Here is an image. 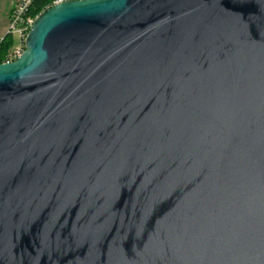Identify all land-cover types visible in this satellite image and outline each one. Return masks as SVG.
I'll return each instance as SVG.
<instances>
[{
  "label": "water",
  "instance_id": "water-1",
  "mask_svg": "<svg viewBox=\"0 0 264 264\" xmlns=\"http://www.w3.org/2000/svg\"><path fill=\"white\" fill-rule=\"evenodd\" d=\"M0 264H264V0H67L0 63Z\"/></svg>",
  "mask_w": 264,
  "mask_h": 264
},
{
  "label": "built area",
  "instance_id": "built-area-1",
  "mask_svg": "<svg viewBox=\"0 0 264 264\" xmlns=\"http://www.w3.org/2000/svg\"><path fill=\"white\" fill-rule=\"evenodd\" d=\"M67 0H53L51 4L47 5L45 10L48 8L64 2ZM34 0H14L10 15L9 23L4 35H0V43L6 36H12L14 38V45L7 54L5 60L0 63L12 62L19 58V56L25 50V40L29 33V30L35 20L41 15H32L31 8Z\"/></svg>",
  "mask_w": 264,
  "mask_h": 264
},
{
  "label": "trees",
  "instance_id": "trees-1",
  "mask_svg": "<svg viewBox=\"0 0 264 264\" xmlns=\"http://www.w3.org/2000/svg\"><path fill=\"white\" fill-rule=\"evenodd\" d=\"M53 0H34L31 8L32 15H38L43 12L47 5L51 4ZM14 45V38L12 36H6L0 43V62H3L9 53L10 49Z\"/></svg>",
  "mask_w": 264,
  "mask_h": 264
},
{
  "label": "crops",
  "instance_id": "crops-1",
  "mask_svg": "<svg viewBox=\"0 0 264 264\" xmlns=\"http://www.w3.org/2000/svg\"><path fill=\"white\" fill-rule=\"evenodd\" d=\"M14 0H0V35H4Z\"/></svg>",
  "mask_w": 264,
  "mask_h": 264
}]
</instances>
